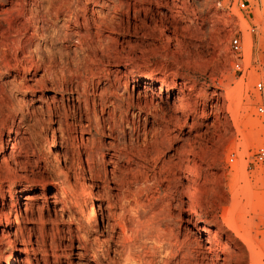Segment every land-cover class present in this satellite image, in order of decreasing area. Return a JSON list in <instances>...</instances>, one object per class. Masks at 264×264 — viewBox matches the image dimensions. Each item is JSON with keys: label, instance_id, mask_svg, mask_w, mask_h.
<instances>
[{"label": "rangeland", "instance_id": "obj_1", "mask_svg": "<svg viewBox=\"0 0 264 264\" xmlns=\"http://www.w3.org/2000/svg\"><path fill=\"white\" fill-rule=\"evenodd\" d=\"M39 1L27 0L10 34L0 31L10 63L0 70V264H264V165H253L264 146L254 114L264 0H251L250 14L221 0H133L130 27L104 34L119 58L97 92L117 80L123 103L111 98L88 117H73L77 95L38 67L29 43L36 17L63 15L66 0ZM80 3L86 18L109 4ZM62 19L58 27L76 34ZM232 37L243 74L233 68Z\"/></svg>", "mask_w": 264, "mask_h": 264}, {"label": "bare ground", "instance_id": "obj_2", "mask_svg": "<svg viewBox=\"0 0 264 264\" xmlns=\"http://www.w3.org/2000/svg\"><path fill=\"white\" fill-rule=\"evenodd\" d=\"M9 1L10 0H0V6L8 5ZM45 1L46 0H40L38 6H43ZM132 1L133 0H106V2L109 3L106 6V11L97 18H86L85 14L81 13L82 10L80 11L79 9L81 7V0H66L65 5L63 4L65 6L63 15H60L61 11H55L53 15L46 13L42 17H40L38 13V15L36 14L37 17L33 26L34 34L33 37L30 38L29 43L31 46L36 47L35 55H37L38 67L44 69V80H49L56 89L63 90L72 95H77L75 101H77L78 106L72 107L74 111L73 117H75L76 114L82 116V110L88 117L90 114L95 113L98 107L101 108V113H104L106 103L111 98L118 103H123L124 94L119 96V93H117L120 87L118 86L119 82L117 80H114V82L112 81V86L110 85L111 87L108 88V90L112 89L110 93H106L105 89L100 92V94H97V92L102 86V81L107 77L105 69L112 63L118 61L117 57L119 56L116 57L115 54V52H117L115 49L119 47L117 43L104 37V34L109 31H125V29L130 27V24L124 21V17L127 15ZM26 2L27 0H16L15 10L0 11V31L5 30L6 34H10L13 23L23 20L25 8L27 6ZM47 2L48 0L46 3ZM132 7L134 8V5ZM125 9L127 10L126 15L124 13ZM261 16V13H256L257 21L260 22ZM60 18H63L61 21H63L66 27H69L70 24L75 25L77 28L76 34H69L68 31L60 29L58 27ZM21 42L18 44V48L16 49L17 52L24 51L25 46L23 47ZM247 44V54L249 57L252 47V40L250 37L247 38L246 45ZM72 45L73 49L70 48ZM111 51L112 53L114 52V54H111ZM6 57L7 55L0 50V70L10 66V63L8 64L9 60L7 61ZM81 103H83V108L80 107ZM57 113L59 112L56 111V114ZM47 116L49 118L48 122H50L51 116ZM112 119L113 118L109 121H112ZM104 125H106L105 120L96 122L95 128L97 129L98 135L103 132ZM89 131H91L90 127ZM145 133L143 132L141 135L146 137L147 133ZM145 139L146 138H144L143 141ZM55 142L59 144V141L55 140ZM48 150L50 149L48 148ZM98 151H101V148L98 149ZM56 158L59 162L60 157L57 156ZM81 167H83V165H81ZM82 175H84V172ZM235 233H237V236L246 244L248 249L251 246L250 251H252V244L249 245V241L245 240L242 237L243 235L240 237L238 232Z\"/></svg>", "mask_w": 264, "mask_h": 264}, {"label": "built area", "instance_id": "obj_3", "mask_svg": "<svg viewBox=\"0 0 264 264\" xmlns=\"http://www.w3.org/2000/svg\"><path fill=\"white\" fill-rule=\"evenodd\" d=\"M221 2L225 3L229 10H232L235 7L239 11L250 14L249 10L251 0H221ZM229 54L233 59L232 62L234 70L239 72L240 74H243L248 67H246L240 39L235 37H232L230 39ZM255 90L259 93V100L254 105V114L262 121V124L264 125V84L262 82L256 83ZM234 159V154H230L229 163H232ZM253 165L256 169H259L264 165V146L256 149L253 155Z\"/></svg>", "mask_w": 264, "mask_h": 264}]
</instances>
